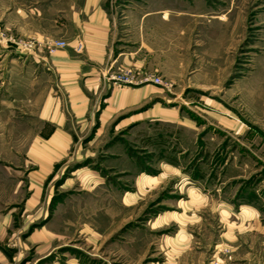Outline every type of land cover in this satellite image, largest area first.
<instances>
[{
	"label": "rangeland",
	"instance_id": "1",
	"mask_svg": "<svg viewBox=\"0 0 264 264\" xmlns=\"http://www.w3.org/2000/svg\"><path fill=\"white\" fill-rule=\"evenodd\" d=\"M100 3L112 53L87 91L95 62L58 18L83 0H0V264H264V0ZM69 48L82 101L51 63ZM31 52L32 100L9 85ZM42 95L70 141L40 173Z\"/></svg>",
	"mask_w": 264,
	"mask_h": 264
},
{
	"label": "crops",
	"instance_id": "2",
	"mask_svg": "<svg viewBox=\"0 0 264 264\" xmlns=\"http://www.w3.org/2000/svg\"><path fill=\"white\" fill-rule=\"evenodd\" d=\"M76 2L77 0H73V4ZM100 2L101 0H83V8H79L78 10L71 8L73 11L67 17L62 16L63 18H61L58 16L59 20L63 19V21H66L67 25L75 31V33H71L74 39L69 41V45L73 46L74 42H76L75 37H78L80 36L79 34H81L86 45L85 53H87L89 58L95 62V67L92 66L94 73H81V77L85 75L87 77L84 78L82 82V85L85 86L84 90L86 89L87 91H90L93 87L97 86V81L99 82L100 80L98 72L100 65H102L112 53L109 49L108 40L109 34L113 29V20L108 18L107 14L101 8ZM87 10L89 11V16L86 18L85 22L80 23L79 21L81 20H78L77 16L79 17V15L83 12L85 13ZM71 34H66V36H71ZM72 52L73 50L71 48L59 52L57 56L51 57V63L52 65H55V69L60 72L62 80H67V84L72 85V87H69L71 89V96L68 98L74 102L78 97L81 99L83 92L79 89V84L76 83V80H72L71 78L72 76H75V72L81 71L83 63L81 60L72 59L70 56V53ZM34 54V52L25 54L27 55V59L21 63L22 67H24L23 69L16 64V61H13L9 71V74L11 75L9 85L25 86V91L29 92L26 94V99L33 98V86L35 84V79H33L34 74L38 71L35 75H42L44 68L46 67L44 61L45 57L40 56L38 53L36 55ZM2 75L5 77L4 73ZM39 80L40 79L36 78V84H38ZM71 82L73 84H71ZM37 97L41 99V105L39 106L40 117L44 120L49 117V122L54 125V129L51 131L52 133L47 139L38 140L34 142L31 147V154L41 161L39 166L40 173H42L43 171L47 172L57 157L60 158L62 156V150L69 145L70 140L67 136L62 135L65 134V131L64 129H61L60 126L62 120L59 118L60 112L56 110L58 108L56 106H53L52 108V105L50 104L51 99H46L48 96L45 97L42 95L41 97ZM144 97L145 89L135 88L132 90L129 89L113 92L107 100H111L110 103L112 105L118 102L119 106L124 107L130 106V104H134ZM82 100L83 99H81V101ZM76 103H78V101H76Z\"/></svg>",
	"mask_w": 264,
	"mask_h": 264
},
{
	"label": "built area",
	"instance_id": "3",
	"mask_svg": "<svg viewBox=\"0 0 264 264\" xmlns=\"http://www.w3.org/2000/svg\"><path fill=\"white\" fill-rule=\"evenodd\" d=\"M8 40H12V39H8ZM0 41L5 43V40L3 39V37L1 35H0ZM63 45L64 44L62 42H60V41H57V42L54 43V46H57V47H62Z\"/></svg>",
	"mask_w": 264,
	"mask_h": 264
}]
</instances>
